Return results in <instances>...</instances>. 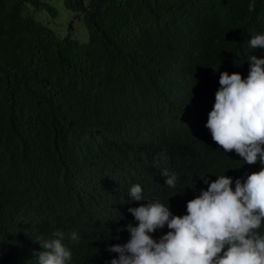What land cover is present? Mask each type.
<instances>
[{
  "label": "clouds",
  "instance_id": "1",
  "mask_svg": "<svg viewBox=\"0 0 264 264\" xmlns=\"http://www.w3.org/2000/svg\"><path fill=\"white\" fill-rule=\"evenodd\" d=\"M117 1L96 29L66 7L86 43L55 33L97 47L104 84L39 66L33 116L0 112V204L40 202L12 264H264V0Z\"/></svg>",
  "mask_w": 264,
  "mask_h": 264
},
{
  "label": "trees",
  "instance_id": "2",
  "mask_svg": "<svg viewBox=\"0 0 264 264\" xmlns=\"http://www.w3.org/2000/svg\"><path fill=\"white\" fill-rule=\"evenodd\" d=\"M43 1L0 0V112L5 116H33L32 69L39 66L50 65L58 76L66 79L68 86L78 91L96 88L107 81L102 72L101 53L96 57L95 45L83 47L70 39L61 40L27 12L33 7L56 15L55 9ZM64 2L67 8L75 10H82L85 5V0ZM89 4L88 29L105 25L111 13L120 7L117 0H90ZM245 25L248 27L250 23L246 21ZM207 188L200 187L196 196ZM39 203L23 186L0 204V264H12L30 244L27 237L41 232L36 222ZM116 233L115 226L101 221L94 232V245L100 247Z\"/></svg>",
  "mask_w": 264,
  "mask_h": 264
},
{
  "label": "rangeland",
  "instance_id": "3",
  "mask_svg": "<svg viewBox=\"0 0 264 264\" xmlns=\"http://www.w3.org/2000/svg\"><path fill=\"white\" fill-rule=\"evenodd\" d=\"M90 0H85L88 3ZM48 6L55 9L56 17L50 15L46 10L36 11L33 7L28 8L36 20L50 27L60 37L71 36L81 43H86L89 39V31L85 25L84 17L81 13H75L66 8L64 0H44ZM73 23V30L70 26Z\"/></svg>",
  "mask_w": 264,
  "mask_h": 264
}]
</instances>
